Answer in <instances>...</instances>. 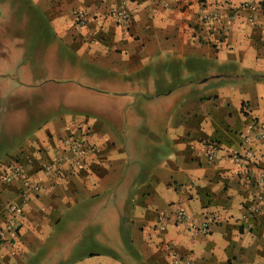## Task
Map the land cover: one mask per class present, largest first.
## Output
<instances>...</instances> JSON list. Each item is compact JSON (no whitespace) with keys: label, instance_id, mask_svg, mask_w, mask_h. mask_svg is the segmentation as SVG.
I'll list each match as a JSON object with an SVG mask.
<instances>
[{"label":"crops","instance_id":"0c3cea01","mask_svg":"<svg viewBox=\"0 0 264 264\" xmlns=\"http://www.w3.org/2000/svg\"><path fill=\"white\" fill-rule=\"evenodd\" d=\"M221 1L0 0V226L27 181L41 188L0 244V264H173L172 252L264 264V214L250 217L264 209V0ZM30 7L49 37L26 34ZM210 8L219 20L201 22ZM34 41L43 53L30 52ZM66 136L92 151L83 170L50 179L41 168ZM246 137L250 184L232 159ZM19 162L28 180L5 183ZM178 207L208 218L210 233L176 224Z\"/></svg>","mask_w":264,"mask_h":264},{"label":"built area","instance_id":"2783aa9c","mask_svg":"<svg viewBox=\"0 0 264 264\" xmlns=\"http://www.w3.org/2000/svg\"><path fill=\"white\" fill-rule=\"evenodd\" d=\"M222 4L228 5L232 0H222ZM249 9H254V5H246ZM111 16L122 26H128L130 22V15L125 7H114L110 10ZM76 20L79 26H86L89 22V16L84 11H78L75 14ZM220 18L218 8H210L205 11L200 20L203 23H210L212 21H218ZM250 22H254V19L251 18ZM254 129H258V124H254ZM262 137H264L262 135ZM250 137H246L243 145L240 147L239 151L232 155V159L235 164L239 167V177L244 181L245 184H250L253 178V168L252 162L255 157L254 151L248 146ZM91 147L89 143L85 140L77 139L73 136H66L61 142V150L56 153L53 160L50 163L44 164L42 166V171L48 175L50 179L58 180L62 178L66 171H71L73 174H77L84 169L89 153L91 152ZM219 151V145L215 143H209L206 145V155L210 161H214ZM15 163L12 166L8 167L9 172L3 175L5 183H11L15 179H21L27 181V175L24 172L22 165ZM28 187L21 193L22 203L13 202L6 207L8 212V219L0 226V244L10 241L11 236L16 234L18 228V218L22 212V205L29 200L30 191L35 193H40L41 188L37 184H30L27 181ZM263 213L264 209L258 208L255 206L251 212L252 215L258 213ZM175 223L176 224H186L189 227V230L194 236H206L210 233V220L206 218L203 221L193 220L186 210L181 207H178L174 211ZM166 217L161 218V228L165 227ZM253 225H248V230L252 228ZM172 263L173 264H192L187 258H177L172 252Z\"/></svg>","mask_w":264,"mask_h":264},{"label":"rangeland","instance_id":"374dc122","mask_svg":"<svg viewBox=\"0 0 264 264\" xmlns=\"http://www.w3.org/2000/svg\"><path fill=\"white\" fill-rule=\"evenodd\" d=\"M22 1V0H21ZM39 24L43 26L40 29ZM33 25V28H32ZM26 34L31 36H34V38L37 40L38 38H41L47 33V36H50V32L48 29H46V26L43 25L41 17L38 15V13L30 7V24H27L26 27H24ZM31 41V40H30ZM40 41H34V43L30 44V52L31 53H43L46 46L44 44L39 43ZM48 52V50L46 49ZM51 52V51H50ZM53 52V51H52Z\"/></svg>","mask_w":264,"mask_h":264},{"label":"trees","instance_id":"16d2710c","mask_svg":"<svg viewBox=\"0 0 264 264\" xmlns=\"http://www.w3.org/2000/svg\"><path fill=\"white\" fill-rule=\"evenodd\" d=\"M41 20H42V23H43V24H47L46 21H44L42 18H41ZM211 143H215V144H217V145H220V142H218V141H212ZM263 214H264V212H263ZM256 215H257V214H256ZM256 215H252V218H255ZM247 227H248V226H247ZM247 227H246V228H247ZM252 229H253V227L250 228L249 231H251Z\"/></svg>","mask_w":264,"mask_h":264}]
</instances>
